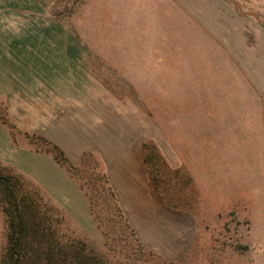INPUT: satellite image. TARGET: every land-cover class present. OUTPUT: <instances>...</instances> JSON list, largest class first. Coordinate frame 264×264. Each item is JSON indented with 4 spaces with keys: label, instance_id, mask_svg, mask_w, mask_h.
<instances>
[{
    "label": "rangeland",
    "instance_id": "374dc122",
    "mask_svg": "<svg viewBox=\"0 0 264 264\" xmlns=\"http://www.w3.org/2000/svg\"><path fill=\"white\" fill-rule=\"evenodd\" d=\"M0 61L26 92L0 96L1 123L69 164L89 195L94 231L43 197L67 244L101 264H264V0H0ZM53 62L71 74L60 112L47 89ZM89 104L135 126L155 188L192 215L180 254L139 246L96 156L73 164L49 141L55 115L75 127Z\"/></svg>",
    "mask_w": 264,
    "mask_h": 264
},
{
    "label": "crops",
    "instance_id": "0c3cea01",
    "mask_svg": "<svg viewBox=\"0 0 264 264\" xmlns=\"http://www.w3.org/2000/svg\"><path fill=\"white\" fill-rule=\"evenodd\" d=\"M52 65L48 95L54 96L53 111L60 112L62 106L68 107L67 103L60 100V96L67 95L71 87V74L66 71V67L60 66L58 68L63 71L57 72L55 62ZM17 82H11L10 76L0 65V96L24 95L26 92L22 80ZM99 106L87 105L88 112L73 119L77 122L75 127L67 126L65 120L62 127L59 125L60 116L55 115L54 130L49 141L58 146L73 164L79 162L83 152L96 156L99 163L96 168L103 177L109 196L139 246L162 256L180 254L191 236L192 215L169 206L155 188L144 161L145 141L135 126H124L125 123L117 120L115 114L103 112L104 106ZM41 157L46 161L40 162ZM0 161L15 168L39 189L44 198L53 199L73 223L85 230H98L95 228L89 195L83 186L52 156L41 155L17 142V137H13L1 121ZM52 206L57 207L54 203ZM3 227L4 215L0 210V235L4 231Z\"/></svg>",
    "mask_w": 264,
    "mask_h": 264
},
{
    "label": "trees",
    "instance_id": "16d2710c",
    "mask_svg": "<svg viewBox=\"0 0 264 264\" xmlns=\"http://www.w3.org/2000/svg\"><path fill=\"white\" fill-rule=\"evenodd\" d=\"M55 158L65 162L61 153ZM0 210L5 221L0 264H101L82 243L67 244L39 189L1 165Z\"/></svg>",
    "mask_w": 264,
    "mask_h": 264
}]
</instances>
